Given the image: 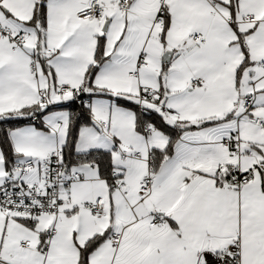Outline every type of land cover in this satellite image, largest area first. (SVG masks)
<instances>
[{
  "label": "snow or ice",
  "instance_id": "snow-or-ice-1",
  "mask_svg": "<svg viewBox=\"0 0 264 264\" xmlns=\"http://www.w3.org/2000/svg\"><path fill=\"white\" fill-rule=\"evenodd\" d=\"M0 264H264V0H0Z\"/></svg>",
  "mask_w": 264,
  "mask_h": 264
}]
</instances>
